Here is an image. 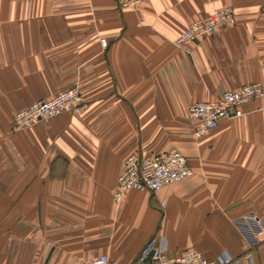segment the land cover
<instances>
[{
	"label": "crops",
	"instance_id": "obj_1",
	"mask_svg": "<svg viewBox=\"0 0 264 264\" xmlns=\"http://www.w3.org/2000/svg\"><path fill=\"white\" fill-rule=\"evenodd\" d=\"M231 5L236 23L195 40L193 21ZM107 39V45L101 42ZM264 85V0H0V264L135 263L153 240L264 264V97L197 138L189 107ZM78 83L88 102L15 131L16 114ZM180 149L191 177L113 192L125 159ZM251 253V257L247 254Z\"/></svg>",
	"mask_w": 264,
	"mask_h": 264
},
{
	"label": "built area",
	"instance_id": "obj_2",
	"mask_svg": "<svg viewBox=\"0 0 264 264\" xmlns=\"http://www.w3.org/2000/svg\"><path fill=\"white\" fill-rule=\"evenodd\" d=\"M90 2L91 0H78ZM121 7L135 8L142 0H116ZM236 23L234 7L228 5L215 10L207 16L201 17L192 23L178 36L176 45L189 50L190 43L205 36L213 35L218 29ZM101 42L107 45V39ZM264 97V85L255 82L240 86L236 89L224 91L217 99L201 100L192 103L189 107V117L196 122L194 135L197 138L204 136L208 131L216 128L219 122L227 118H236L244 115L243 106L257 98ZM88 102L78 83L60 91L49 99H42L21 109L15 116L13 128L20 131L42 121L57 117L62 113L80 114L87 108ZM194 174L188 157L177 148L165 153L140 155L132 153L125 159L122 173L117 179L113 192L116 201L131 190L160 191L166 185L181 181ZM246 223L254 225L245 231L249 245L253 248L262 242L264 225L258 216H246ZM153 252L149 261V254ZM165 241H151L141 257L133 264H241V259L228 253H222L215 258H208L196 248L186 249L182 254L167 256ZM247 257L252 258L248 253ZM71 264H121L108 254H102L84 262Z\"/></svg>",
	"mask_w": 264,
	"mask_h": 264
},
{
	"label": "water",
	"instance_id": "obj_3",
	"mask_svg": "<svg viewBox=\"0 0 264 264\" xmlns=\"http://www.w3.org/2000/svg\"><path fill=\"white\" fill-rule=\"evenodd\" d=\"M152 254H153V252H151V253L149 254V256L147 257L146 261H149V260L151 259Z\"/></svg>",
	"mask_w": 264,
	"mask_h": 264
}]
</instances>
